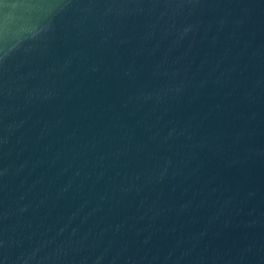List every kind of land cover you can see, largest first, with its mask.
Segmentation results:
<instances>
[{"label": "water", "instance_id": "95a60500", "mask_svg": "<svg viewBox=\"0 0 264 264\" xmlns=\"http://www.w3.org/2000/svg\"><path fill=\"white\" fill-rule=\"evenodd\" d=\"M0 264H264V0H0Z\"/></svg>", "mask_w": 264, "mask_h": 264}]
</instances>
